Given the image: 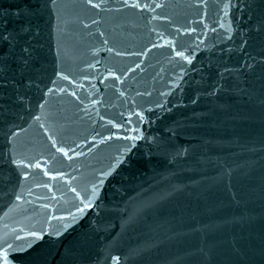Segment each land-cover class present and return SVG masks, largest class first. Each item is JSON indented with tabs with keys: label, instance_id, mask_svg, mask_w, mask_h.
Instances as JSON below:
<instances>
[{
	"label": "water",
	"instance_id": "1",
	"mask_svg": "<svg viewBox=\"0 0 264 264\" xmlns=\"http://www.w3.org/2000/svg\"><path fill=\"white\" fill-rule=\"evenodd\" d=\"M0 35L10 264H264V0H0Z\"/></svg>",
	"mask_w": 264,
	"mask_h": 264
},
{
	"label": "snow or ice",
	"instance_id": "2",
	"mask_svg": "<svg viewBox=\"0 0 264 264\" xmlns=\"http://www.w3.org/2000/svg\"><path fill=\"white\" fill-rule=\"evenodd\" d=\"M0 39L7 41L8 37L0 35ZM88 206L89 205H85V207H88ZM80 211H83V209H81ZM0 264H10L9 259H8L7 250H5L2 255H0Z\"/></svg>",
	"mask_w": 264,
	"mask_h": 264
}]
</instances>
